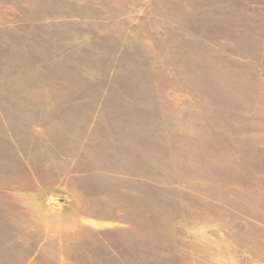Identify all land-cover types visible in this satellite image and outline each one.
<instances>
[{
	"label": "rangeland",
	"instance_id": "rangeland-1",
	"mask_svg": "<svg viewBox=\"0 0 264 264\" xmlns=\"http://www.w3.org/2000/svg\"><path fill=\"white\" fill-rule=\"evenodd\" d=\"M0 264H264V0H0Z\"/></svg>",
	"mask_w": 264,
	"mask_h": 264
}]
</instances>
